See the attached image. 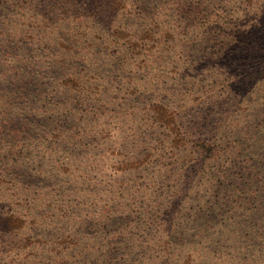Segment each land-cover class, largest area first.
<instances>
[{
    "label": "rangeland",
    "instance_id": "1",
    "mask_svg": "<svg viewBox=\"0 0 264 264\" xmlns=\"http://www.w3.org/2000/svg\"><path fill=\"white\" fill-rule=\"evenodd\" d=\"M141 1L128 0L115 16L133 46L122 57L123 40L110 44L105 27L82 17V0H0V8H25L27 21L42 26L44 35L28 44L33 64L58 61L41 69L46 93L31 128L19 139L4 130L0 174L10 181H0V206L14 212L9 224L17 228L0 241V264L163 262L151 246L165 206L160 190L174 179L167 122L157 117L173 112L176 124H186L197 102L244 72L241 47L246 32L253 39L264 26V0ZM44 8L54 14L42 20ZM74 75L81 92L69 81ZM21 162V176L31 180L13 179Z\"/></svg>",
    "mask_w": 264,
    "mask_h": 264
},
{
    "label": "trees",
    "instance_id": "2",
    "mask_svg": "<svg viewBox=\"0 0 264 264\" xmlns=\"http://www.w3.org/2000/svg\"><path fill=\"white\" fill-rule=\"evenodd\" d=\"M127 1L82 0V17L105 27L110 44L120 46L118 41L123 40L122 57L133 46L126 45L127 27L116 24L115 16ZM50 13L53 8H44L42 20ZM25 14V8L12 12L0 8V152L7 142L4 130L18 133L14 135L19 139L31 128L27 122L40 113L37 102L46 93L39 91L46 71L41 69L58 63L49 58L33 64L28 44H36L44 30L28 22ZM31 15L34 19L32 10ZM246 36L241 47L247 57L244 72L230 74L226 85L197 102L186 124H176L177 115L160 106L171 115L167 119L161 113L157 118L167 122L161 126L168 132L166 165L174 179L160 190L159 204L165 206H159L160 234L151 246L164 257L161 264H264V26L256 29L253 39L251 30ZM69 81L81 92V78L74 75ZM4 158L0 153V163ZM25 167L22 162L14 166L17 171L10 173L15 181L33 178L28 173L29 178L21 176ZM0 181L10 179L0 174ZM15 219L13 211L8 214L0 206V241L16 231L17 224H9ZM9 264L23 263L17 258Z\"/></svg>",
    "mask_w": 264,
    "mask_h": 264
}]
</instances>
